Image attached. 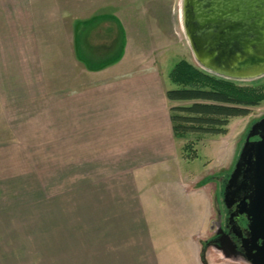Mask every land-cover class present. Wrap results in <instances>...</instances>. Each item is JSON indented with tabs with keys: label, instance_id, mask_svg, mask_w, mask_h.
Segmentation results:
<instances>
[{
	"label": "crops",
	"instance_id": "obj_1",
	"mask_svg": "<svg viewBox=\"0 0 264 264\" xmlns=\"http://www.w3.org/2000/svg\"><path fill=\"white\" fill-rule=\"evenodd\" d=\"M58 8L60 21L54 0H0V132L16 135L19 154L30 158L16 165L4 146L0 264H44L42 206L4 191L12 171H40L34 157L54 155L59 53L66 62V154L76 161L78 184L54 227V264H248L215 249L219 255L202 260L220 185L208 189L207 179L195 186L198 177L180 158L169 74L159 57L130 51L118 17L73 0ZM59 22L65 36L54 37ZM118 47L121 58L108 62Z\"/></svg>",
	"mask_w": 264,
	"mask_h": 264
},
{
	"label": "rangeland",
	"instance_id": "obj_2",
	"mask_svg": "<svg viewBox=\"0 0 264 264\" xmlns=\"http://www.w3.org/2000/svg\"><path fill=\"white\" fill-rule=\"evenodd\" d=\"M32 2L34 3L35 0H32ZM63 2L67 4L71 0H54V20L60 21L61 17H65L62 16L63 12H55L56 10H64L58 8L59 5H64ZM73 2L95 6L99 8L98 15L105 18L109 19L111 16H115L121 19L123 42L125 43L126 41L130 45V51L147 55L151 53L155 54L159 57L160 66L167 75L181 60L198 64L188 36L182 26L180 18L181 0H73ZM67 6L65 5V7ZM112 21L115 20L112 19ZM65 28L66 26L63 22L54 24V37L65 36L63 34ZM87 29L85 28V30ZM110 29L113 31L112 37L117 38L119 33H115L113 27ZM108 42L111 43L112 40ZM116 43L119 45L120 41L117 39ZM118 49L119 47L117 50L112 51V56L116 55ZM58 59L59 63L62 62L60 64L62 67H58L57 69L59 72L57 74L58 82L54 91V97L59 99L54 101V155L34 157L35 164L40 167V171L34 172L31 170L30 167L32 165L28 166V169L25 170L26 175L19 172L21 171L19 169L12 171V175L14 176L12 178V186L9 187L7 183L8 188L4 191V196L10 197L12 200L19 196L26 197L28 200L36 201L35 206H37V209L42 206L44 233H48V235L43 236L42 241L44 264H54V241L56 240L54 227L57 226L58 228L60 218L64 214L65 216L67 215L65 206L67 205L68 192L69 190L73 191L74 186L78 184L75 176L76 173L73 172V164L76 161L73 160L74 157L66 154L67 108L65 98L67 94V77L65 73V56L59 53ZM234 80L242 85L264 84V77L253 80L238 78ZM169 86V88L174 87L170 81ZM60 99H63V101ZM171 105L175 107L187 106L189 104L172 103ZM263 117L264 103L253 108L251 114L246 117L232 118L227 126L228 130L226 134L211 131H190L186 134L184 131H180L178 138H176L180 158L182 157L187 160V171L198 177L195 186H199L201 181L207 179L211 181L208 189L212 187L214 191L217 185L216 182L220 185L219 202L214 201V212L210 222L208 241L203 246L202 260L204 262H206V255L208 253L214 257L219 255L213 250H216L213 239L221 224L220 211L224 205L223 189L227 179L235 168L249 131ZM19 142L16 135L9 139L7 134L4 136L0 132V166H2L4 160V146L8 144V149L12 151L10 155L12 163L15 162L16 165L30 163V158L21 157L19 154ZM186 145H189V148L187 147L189 153H193L191 148L196 149L195 152L198 154L197 159L188 160L183 156L182 149ZM7 158L5 157V160ZM73 199L71 194L69 198L71 201V216L73 209H75L72 202ZM26 213L29 214V211ZM239 259L244 261L243 258Z\"/></svg>",
	"mask_w": 264,
	"mask_h": 264
},
{
	"label": "water",
	"instance_id": "obj_3",
	"mask_svg": "<svg viewBox=\"0 0 264 264\" xmlns=\"http://www.w3.org/2000/svg\"><path fill=\"white\" fill-rule=\"evenodd\" d=\"M181 7L201 69L233 81L264 77V0H181ZM263 127L264 118L249 131L224 191L226 207L238 201L237 214L249 219L250 237L242 240L245 253L223 231L214 245L224 258H243L248 264H264V136L251 141ZM242 191L248 195L238 199Z\"/></svg>",
	"mask_w": 264,
	"mask_h": 264
},
{
	"label": "trees",
	"instance_id": "obj_4",
	"mask_svg": "<svg viewBox=\"0 0 264 264\" xmlns=\"http://www.w3.org/2000/svg\"><path fill=\"white\" fill-rule=\"evenodd\" d=\"M120 58L121 50L108 62ZM169 80L174 87L166 91L168 101L171 104H189L170 107V118L176 138L180 131L186 134L190 131L226 134L232 118L246 117L251 114L253 108L264 103V84L242 85L215 76L187 60H181L174 66L169 73ZM187 147L189 148V145L182 149L183 156L188 160L197 159L196 149L191 148L193 153H189Z\"/></svg>",
	"mask_w": 264,
	"mask_h": 264
},
{
	"label": "flooded vegetation",
	"instance_id": "obj_5",
	"mask_svg": "<svg viewBox=\"0 0 264 264\" xmlns=\"http://www.w3.org/2000/svg\"><path fill=\"white\" fill-rule=\"evenodd\" d=\"M262 136H264V127L260 130V134L258 136H255L254 138H252L251 141H259V140H261ZM229 178H230V176H229ZM228 179H227V181H228ZM226 183H225V186H226ZM225 186H224V191H225ZM224 191H223V204L224 205L220 211V223L221 224H220V227L218 228V231H217V233L213 239V242L214 243L217 242L218 238L220 237L219 233H221L223 231L224 233L230 235V238L232 239V241L236 245L237 251L239 253L244 254L245 250L242 248V240H243V238H249L250 237V233L248 232L249 219L245 214H237L238 201L233 205V207H231V208L226 207V205L224 203ZM247 195H248V192L242 191L241 193H239L238 199H245V197H247ZM238 199H236V200H238Z\"/></svg>",
	"mask_w": 264,
	"mask_h": 264
},
{
	"label": "bare ground",
	"instance_id": "obj_6",
	"mask_svg": "<svg viewBox=\"0 0 264 264\" xmlns=\"http://www.w3.org/2000/svg\"><path fill=\"white\" fill-rule=\"evenodd\" d=\"M180 18H181L182 26H183V12H182V10H181V16H180ZM183 29H184V27H183Z\"/></svg>",
	"mask_w": 264,
	"mask_h": 264
}]
</instances>
